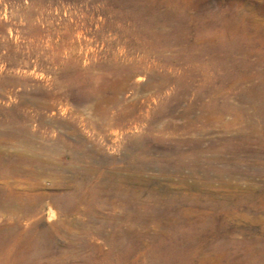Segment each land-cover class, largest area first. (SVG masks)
I'll return each mask as SVG.
<instances>
[{
	"label": "rangeland",
	"instance_id": "rangeland-1",
	"mask_svg": "<svg viewBox=\"0 0 264 264\" xmlns=\"http://www.w3.org/2000/svg\"><path fill=\"white\" fill-rule=\"evenodd\" d=\"M5 239L0 264H264V0H0Z\"/></svg>",
	"mask_w": 264,
	"mask_h": 264
},
{
	"label": "bare ground",
	"instance_id": "bare-ground-1",
	"mask_svg": "<svg viewBox=\"0 0 264 264\" xmlns=\"http://www.w3.org/2000/svg\"><path fill=\"white\" fill-rule=\"evenodd\" d=\"M73 190L76 192L75 196L77 198V200L75 201V205L77 203H81V202H86V201H91L92 198H95V192L93 191H89V187L88 186H84V184L79 183L77 184ZM94 190V189H93ZM74 193V192H73ZM92 193V194H89ZM70 194V193H69ZM90 196H89V195ZM98 197L100 196V192H98ZM69 196V195H68ZM98 199V198H97ZM72 200V199H71ZM66 205H74L73 202H65ZM4 240V239H3ZM1 240L0 241V260H2L1 257H6V239L5 241ZM36 244V243H35ZM34 244V246H35ZM31 245V244H30ZM28 247V246H27ZM32 247V246H31ZM36 248V247H35ZM13 249V248H12ZM30 249V248H29ZM16 250V249H14ZM9 259V258H8ZM50 261V260H49Z\"/></svg>",
	"mask_w": 264,
	"mask_h": 264
}]
</instances>
